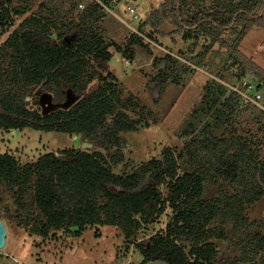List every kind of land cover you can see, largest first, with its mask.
Instances as JSON below:
<instances>
[{
  "label": "trees",
  "instance_id": "16d2710c",
  "mask_svg": "<svg viewBox=\"0 0 264 264\" xmlns=\"http://www.w3.org/2000/svg\"><path fill=\"white\" fill-rule=\"evenodd\" d=\"M101 11L93 2L77 19L53 11L31 13L0 44V130L32 128L81 135L99 139L104 150L114 152L109 160L100 150L69 148L25 165L7 152L0 153V186L12 193L17 207V223L3 221L7 229L3 249L13 237V225L43 238L59 230L77 236L94 225L120 227L132 236L169 208L173 216L165 232L140 245V264H214L218 251L213 241L234 237L243 243L244 235L252 231L244 210L264 196L259 184V180L264 183V169L237 138L198 137L187 142L179 155L187 156L184 163L194 166L192 171L179 173L177 158L166 148L161 159L152 158L129 174H115L111 162L121 161L126 144L120 135L136 131V122L122 110L130 106L121 101L117 78L110 71L100 73L101 84L88 93L95 79L92 66L106 70L113 57L111 47L122 50L89 29L88 20L101 18ZM27 13L28 7L0 0V36L13 27L16 16ZM150 16L148 23L155 30L168 17L176 26L169 36H181L192 46L202 37L209 39L196 56L204 57L218 43L239 66V77L250 73L264 82V70L239 51L253 27L264 28V3L259 0H164ZM225 32L231 37H222ZM131 37V43H142L137 34ZM165 57L176 61L169 53ZM155 80L161 88L167 79ZM36 87L48 99L46 111L26 103ZM71 96L78 100L62 108ZM221 180L230 183L234 192L221 190L204 199ZM162 187L167 189L165 196ZM217 221L218 226L210 227ZM230 224L232 230L227 233L225 227ZM183 238L192 244L188 252L180 244ZM257 259L264 264V237L259 235L244 246L241 264H258Z\"/></svg>",
  "mask_w": 264,
  "mask_h": 264
},
{
  "label": "rangeland",
  "instance_id": "374dc122",
  "mask_svg": "<svg viewBox=\"0 0 264 264\" xmlns=\"http://www.w3.org/2000/svg\"><path fill=\"white\" fill-rule=\"evenodd\" d=\"M13 6L28 7L24 16H16L9 32L0 36V44L8 34L31 13L63 15L77 19L94 0H12ZM104 3V0H98ZM164 0H112L107 3L102 17L89 19L88 27L102 35L107 43L116 44L122 50L116 52L111 47L113 57L106 70L92 66L95 79L88 93L101 84L100 73L110 71L117 78L119 96L130 108L124 109L129 120L136 122V131L122 133L126 144L122 149V159L111 167L115 174L132 173L152 158L161 159L163 151L170 148L179 163V173L192 171L194 166L185 164L183 154L187 142L198 137L237 138L250 149L264 169V82L250 73L239 77V66L233 63L225 47L216 43L204 56H196L209 39L200 38L196 46L191 41H183L181 36H169L176 26L165 17L162 26L155 30L148 21L151 14L160 9ZM261 4L264 0H259ZM133 4L138 21H132L126 8ZM82 3L83 8H78ZM259 10H256V13ZM255 13V14H256ZM137 34L142 43L132 42L131 35ZM54 37V33L51 34ZM222 37H231L228 32ZM239 51L264 70V28L253 27L242 39ZM171 54V59L166 54ZM132 55V61L128 58ZM129 61H128V60ZM178 61V62H177ZM184 64L188 67L185 68ZM155 77L167 79L163 87L152 80ZM176 81V82H174ZM175 83V84H174ZM250 94L247 89L251 87ZM248 87V88H247ZM242 93H244L242 95ZM250 98L260 95L256 103ZM26 100L29 106L46 111L48 99L36 87ZM248 99V100H247ZM78 100L71 96L67 105ZM39 104V105H38ZM132 106V107H131ZM91 147H81L82 143ZM75 148L79 150H100L110 160L113 150H104L99 139H87L81 135L69 136L59 132L38 131L25 128L23 131L0 130V153L11 154L20 165L32 163L45 154ZM258 174V173H257ZM259 175H256V179ZM258 180V179H257ZM264 190V183L259 180ZM230 194L234 187L226 181H218L204 194L209 199L220 191ZM162 193H167L162 187ZM17 207L12 193L0 186V219L8 224L17 223ZM244 214L252 225L248 236L215 240L218 251L214 264H235L244 257V246L257 235L264 237V196L255 204L245 207ZM169 208L158 215L153 223L142 224L132 236H126L120 227L94 225L86 227L74 236L70 230H59L43 238L29 235L13 225V237L5 249L0 250V264H140V245L148 237L164 233L172 220ZM214 222L210 227H216ZM22 228V227H20ZM231 233L232 224L225 227ZM180 244L188 252L192 246L183 238ZM255 263L261 264L257 259ZM264 263V262H263ZM253 264V263H252Z\"/></svg>",
  "mask_w": 264,
  "mask_h": 264
},
{
  "label": "built area",
  "instance_id": "2783aa9c",
  "mask_svg": "<svg viewBox=\"0 0 264 264\" xmlns=\"http://www.w3.org/2000/svg\"><path fill=\"white\" fill-rule=\"evenodd\" d=\"M132 2L134 1V0H131ZM94 2H96V3H98L99 5H100V7H101V9H102V11H104V12H106V10L108 9L107 7L109 6H111V5H107V4H105V3H103V2H100V1H98V0H94ZM129 3V2H128ZM78 8H83V4L82 3H79L78 4ZM126 11H127V13H128V15H130L131 16V20L134 22H136V21H138L139 20V17H138V15H137V12H136V9H135V7H134V5L133 4H128V6H127V8H126ZM248 88V87H247ZM251 88H252V86L251 87H249L248 89H247V92H249V94H250V90H251ZM244 93H242V95H243ZM246 95H245V97L246 98H248V99H250L251 100V102L252 103H256V101L257 100H259L260 99V95H254L255 97H256V99H253V98H250L249 96L250 95H248L247 93H245ZM247 99V100H248Z\"/></svg>",
  "mask_w": 264,
  "mask_h": 264
},
{
  "label": "water",
  "instance_id": "95a60500",
  "mask_svg": "<svg viewBox=\"0 0 264 264\" xmlns=\"http://www.w3.org/2000/svg\"><path fill=\"white\" fill-rule=\"evenodd\" d=\"M29 98H27L26 100H28ZM62 108H67V106L65 105H62L61 106ZM56 107H54L55 109ZM91 147L92 145L90 143H86V142H83L81 147ZM6 236H7V229L4 225V222L2 219H0V250L3 249L5 247V244H6ZM148 264H167L166 262L164 261H155V262H151V263H148Z\"/></svg>",
  "mask_w": 264,
  "mask_h": 264
}]
</instances>
